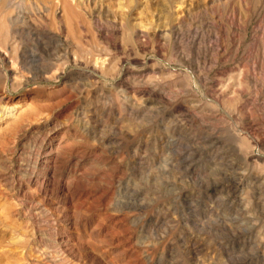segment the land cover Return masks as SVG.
<instances>
[{"label":"rangeland","instance_id":"374dc122","mask_svg":"<svg viewBox=\"0 0 264 264\" xmlns=\"http://www.w3.org/2000/svg\"><path fill=\"white\" fill-rule=\"evenodd\" d=\"M0 264H264V0H0Z\"/></svg>","mask_w":264,"mask_h":264},{"label":"bare ground","instance_id":"6f19581e","mask_svg":"<svg viewBox=\"0 0 264 264\" xmlns=\"http://www.w3.org/2000/svg\"><path fill=\"white\" fill-rule=\"evenodd\" d=\"M255 82H257V80H255ZM263 89V88H262Z\"/></svg>","mask_w":264,"mask_h":264}]
</instances>
